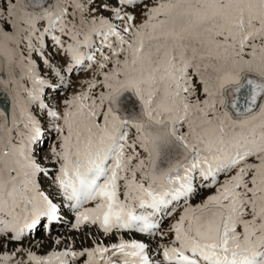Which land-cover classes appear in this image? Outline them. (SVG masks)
<instances>
[{
  "label": "snow or ice",
  "instance_id": "1",
  "mask_svg": "<svg viewBox=\"0 0 264 264\" xmlns=\"http://www.w3.org/2000/svg\"><path fill=\"white\" fill-rule=\"evenodd\" d=\"M0 264H264V0H0Z\"/></svg>",
  "mask_w": 264,
  "mask_h": 264
}]
</instances>
